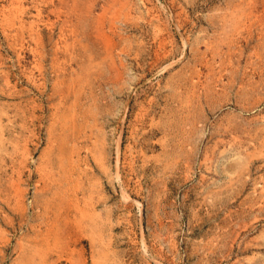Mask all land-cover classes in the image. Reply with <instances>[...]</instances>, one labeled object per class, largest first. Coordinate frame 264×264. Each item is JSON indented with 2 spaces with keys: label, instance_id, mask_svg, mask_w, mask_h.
I'll return each instance as SVG.
<instances>
[{
  "label": "rangeland",
  "instance_id": "1",
  "mask_svg": "<svg viewBox=\"0 0 264 264\" xmlns=\"http://www.w3.org/2000/svg\"><path fill=\"white\" fill-rule=\"evenodd\" d=\"M0 264H264V0H0Z\"/></svg>",
  "mask_w": 264,
  "mask_h": 264
}]
</instances>
